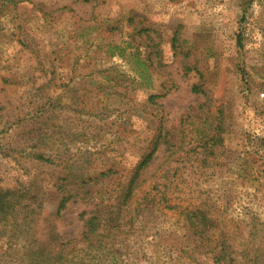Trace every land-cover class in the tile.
Instances as JSON below:
<instances>
[{"label": "rangeland", "instance_id": "rangeland-1", "mask_svg": "<svg viewBox=\"0 0 264 264\" xmlns=\"http://www.w3.org/2000/svg\"><path fill=\"white\" fill-rule=\"evenodd\" d=\"M153 146L158 202L116 264H214L219 229L264 264V0H0V189L33 183L41 203L31 238L7 242L0 219V264H30L50 224L80 239L89 206L51 215L59 178L115 171L106 197ZM195 207L219 229L189 228Z\"/></svg>", "mask_w": 264, "mask_h": 264}, {"label": "trees", "instance_id": "trees-1", "mask_svg": "<svg viewBox=\"0 0 264 264\" xmlns=\"http://www.w3.org/2000/svg\"><path fill=\"white\" fill-rule=\"evenodd\" d=\"M238 46H241L240 42ZM157 137L159 138L160 135ZM155 147L142 154L130 172L121 174L120 181L113 183L114 186L106 197L98 194L100 192L95 189V186L99 182L103 184V181L110 179V176L116 174L115 171L109 169L97 175L87 174L74 179L59 178L57 189L61 193V198L55 212L51 215L59 218L69 201L81 202L89 206L79 214L83 226L80 239L77 241L64 239L50 224L44 227L45 241L36 249L26 247L25 258L29 260V263L116 264L117 254L121 252L116 245L121 241V235H130V228L126 229V225L133 223L134 214L151 210L153 203L156 202L154 197H150L149 193L145 194L144 190H141L146 181L144 172L152 161ZM139 192L144 194L141 200L137 195ZM142 203H144L143 207H140ZM40 205L38 192L34 191L33 183L21 189H0V219L4 227L3 234L7 233V242L11 243L10 240L13 238L32 237L33 234L28 233L32 230L33 223V221L30 222V216L33 214L34 207L41 209ZM168 208L174 209L176 204ZM209 214L211 212L195 207L184 214V218L189 228L197 227L195 231L203 234L207 233L208 229L218 228ZM218 231L220 232L214 237L218 238L215 242H218L219 250L211 249V251L215 250L212 254L214 264H241L239 260L236 261L238 252L231 249L228 251L225 233L220 229ZM203 240H208L207 234ZM76 242L79 244L78 247Z\"/></svg>", "mask_w": 264, "mask_h": 264}]
</instances>
